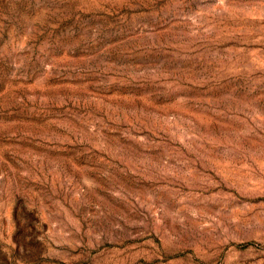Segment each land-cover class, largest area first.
Here are the masks:
<instances>
[{
  "label": "rangeland",
  "instance_id": "rangeland-1",
  "mask_svg": "<svg viewBox=\"0 0 264 264\" xmlns=\"http://www.w3.org/2000/svg\"><path fill=\"white\" fill-rule=\"evenodd\" d=\"M0 264H264V0H0Z\"/></svg>",
  "mask_w": 264,
  "mask_h": 264
}]
</instances>
